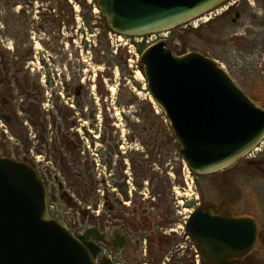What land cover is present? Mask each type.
Listing matches in <instances>:
<instances>
[{
	"label": "rangeland",
	"instance_id": "rangeland-1",
	"mask_svg": "<svg viewBox=\"0 0 264 264\" xmlns=\"http://www.w3.org/2000/svg\"><path fill=\"white\" fill-rule=\"evenodd\" d=\"M81 1L85 4V0ZM91 3L92 0H86L88 8L81 13L83 18L79 23L75 19L79 1L0 0V71L19 78L12 86L18 96L17 104L23 103L21 98H27L26 104L34 106L32 112L20 110V115L36 116L39 120L53 116L65 117L68 122L76 120L78 125L69 129V133L99 137L98 152L93 150L98 157L93 155V158L106 166L107 154L113 155L112 169L58 173L67 182V191L76 202L67 203L58 198L55 207L61 222L70 225L65 220L69 218L82 223L84 211H106L104 195L113 194V189L116 198H125L133 204L138 200L143 206L149 200L165 218L175 206L183 225L185 218L198 207L223 205V212L248 216L254 213L257 203L264 209V178L255 180L249 167H239L241 162L209 176L195 177L191 171L189 174L173 133L157 118L161 111L151 100L139 68V47L145 49L159 40H165L167 45L171 42V46L182 52L206 56L202 18L173 29L179 35L174 41L169 39L171 33L129 39L110 33L97 8L89 10ZM29 50L33 55L27 63L24 61ZM261 61L262 58L258 66ZM238 64L237 58L231 59L226 67L234 80L239 78ZM29 74H42L43 81L30 76L29 82H21ZM251 78L257 88L249 87L247 93L264 108V88L258 87L261 79ZM78 85L87 87L88 96L75 99ZM37 132L30 127L24 136L32 138ZM9 137L13 146L20 141L14 135ZM261 148L264 149V142ZM96 204L100 207L94 208ZM194 243L189 242V247L197 256ZM180 246L179 254L184 249ZM140 260L135 264L165 261L153 251L147 252L146 260Z\"/></svg>",
	"mask_w": 264,
	"mask_h": 264
},
{
	"label": "water",
	"instance_id": "water-1",
	"mask_svg": "<svg viewBox=\"0 0 264 264\" xmlns=\"http://www.w3.org/2000/svg\"><path fill=\"white\" fill-rule=\"evenodd\" d=\"M225 1L96 0V7L112 32L137 39L173 30ZM139 64L151 100L196 176L230 168L264 140V108L210 57L178 55L158 41L143 50ZM187 231L217 264L249 251L256 238L252 220L202 207L190 215ZM97 253L52 216L47 187L33 166L0 157V264H97Z\"/></svg>",
	"mask_w": 264,
	"mask_h": 264
},
{
	"label": "flooded vegetation",
	"instance_id": "flooded-vegetation-1",
	"mask_svg": "<svg viewBox=\"0 0 264 264\" xmlns=\"http://www.w3.org/2000/svg\"><path fill=\"white\" fill-rule=\"evenodd\" d=\"M75 2L77 3V0ZM80 7L82 6L79 1V9L76 8L75 15L79 23L83 18ZM54 12L57 10L54 9ZM203 16L198 19L202 18L206 56L223 68L229 67V61L237 58L239 78L235 80L236 83L247 93L249 87L254 90L257 88L256 82H253L251 77H259L261 80L258 82V87L263 89L264 0H226ZM52 20L56 21L54 18ZM87 23L92 29V25L88 21ZM32 55L29 50L24 62H30ZM261 58V66H258V60ZM30 76L37 81H43L42 74H29L21 82H29ZM17 79L19 78L10 76L5 79V83L3 79H0V156L26 162L37 170L47 187L50 203L54 205L53 214L58 216L55 207L58 198L64 199L67 203L76 204L74 195L67 191V182L62 180L58 173L95 172L99 171L100 167L112 169L113 155L111 152L107 154L106 166L97 158H93V155L98 157V153H94L93 150L98 152L99 137L89 134L80 137L77 133H69V129L78 125L76 120L68 122L65 117L61 119L56 116L47 120L41 117L42 119L39 120L36 116H32L35 119L21 116L20 110L25 113H27L26 110L32 112L34 106L26 104L27 98H21L23 103L17 104L18 96L12 89V86L16 84L15 81H19ZM86 89V86L78 85L75 99L82 98L84 95L88 96ZM29 97L31 99L32 95L30 94ZM58 101L57 98L54 105L57 106ZM28 105L30 107L26 109ZM28 127L38 131L32 138L24 136ZM9 135H14L20 140L16 146L10 142L12 138ZM263 142L264 140L258 145L253 157L242 161L239 165L240 168L249 167L255 180L264 178V149L261 148ZM112 191L113 194L104 195L106 211L99 209L84 211L82 223L69 218L65 220L70 225L62 222L75 236L85 237L87 242L98 248L97 264H104L106 260L109 264H128V262L135 264L136 261H141L140 259L146 260L147 252L152 251L161 260H165L161 264H217L205 258L199 244L196 245L197 256L189 247V242H195L187 231L190 215L185 218L183 225L175 206L171 207L169 216L165 218L157 212V207L153 206L149 200L141 206L138 200L136 204H133V201H125V198L123 200L116 198L114 194L116 189ZM141 195L144 193L141 192ZM98 207L100 206L96 204L94 208ZM209 213L228 218H248L255 224L254 245L249 251L229 258L227 264H264L262 204H256L251 216ZM180 244L181 249L184 248L181 254L177 249Z\"/></svg>",
	"mask_w": 264,
	"mask_h": 264
},
{
	"label": "trees",
	"instance_id": "trees-1",
	"mask_svg": "<svg viewBox=\"0 0 264 264\" xmlns=\"http://www.w3.org/2000/svg\"><path fill=\"white\" fill-rule=\"evenodd\" d=\"M77 1H80V4H81V6H82V11H85L87 8H88V6H87V4H86V0H85V4H83V2L81 1V0H77ZM96 5V0H92V3H91V5L89 6V10L91 11L92 10V8H94V6ZM101 18H103L101 15H99ZM84 19H86V21H88L89 22V20L87 19V18H84ZM107 30H109L110 31V29L109 28H107ZM197 31V30H196ZM177 37H179V35L173 30V31H171V37H169V39H170V41H174ZM169 45V48H171L172 50H173V52H175L176 54H179V55H182V54H184L185 52H182L181 50H178V48H174L173 46H171V42H170V44H168ZM142 51H143V48H140L139 47V52L140 53H142ZM182 52V53H181ZM6 63V62H5ZM139 68L140 69H142L141 68V66H139ZM7 78H10V76H9V73H5L4 71L2 72L1 71V73H0V79H3V81H4V83H5V79H7ZM135 83V82H134ZM153 104L151 103V102H149V106L151 107V109L153 110V113H154V109H153V106H152ZM157 118H159L160 119V121H161V123L164 125V127L166 128V129H170V131H171V133H173L172 132V130H171V127L169 126V124H167V122L165 121V116L162 114V113H160L159 115H157ZM79 177V176H78ZM207 211H209V212H211V213H227V212H223L224 211V206L223 205H221L220 207H215L214 206V208L213 207H209V206H206V207H204ZM197 245V244H196Z\"/></svg>",
	"mask_w": 264,
	"mask_h": 264
},
{
	"label": "built area",
	"instance_id": "built-area-1",
	"mask_svg": "<svg viewBox=\"0 0 264 264\" xmlns=\"http://www.w3.org/2000/svg\"><path fill=\"white\" fill-rule=\"evenodd\" d=\"M256 149L253 151V152H251V154H249V156L248 157H253V155L256 153Z\"/></svg>",
	"mask_w": 264,
	"mask_h": 264
},
{
	"label": "bare ground",
	"instance_id": "bare-ground-1",
	"mask_svg": "<svg viewBox=\"0 0 264 264\" xmlns=\"http://www.w3.org/2000/svg\"><path fill=\"white\" fill-rule=\"evenodd\" d=\"M140 76H141V74H140Z\"/></svg>",
	"mask_w": 264,
	"mask_h": 264
}]
</instances>
